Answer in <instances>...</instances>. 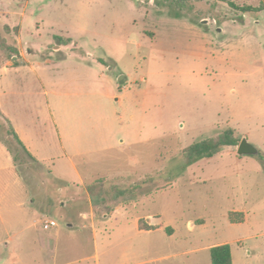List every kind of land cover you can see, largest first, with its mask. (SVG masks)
<instances>
[{
	"label": "rangeland",
	"instance_id": "obj_1",
	"mask_svg": "<svg viewBox=\"0 0 264 264\" xmlns=\"http://www.w3.org/2000/svg\"><path fill=\"white\" fill-rule=\"evenodd\" d=\"M0 38L24 53L7 59L0 49V107L29 129L34 152L52 157L46 168L28 161L17 171L52 197L56 188L79 194L64 206L56 198L47 214L57 237L36 225L0 229L42 243L0 245V264H211L209 247L222 243L231 264H264V0L183 9L162 0H0ZM12 61L19 72L4 73ZM227 130L257 153L239 155L236 145L184 158L189 144ZM68 131L84 151L71 161ZM86 190L94 225L78 216L90 213ZM237 209L246 220L231 222ZM140 221L152 229L138 230Z\"/></svg>",
	"mask_w": 264,
	"mask_h": 264
},
{
	"label": "crops",
	"instance_id": "obj_2",
	"mask_svg": "<svg viewBox=\"0 0 264 264\" xmlns=\"http://www.w3.org/2000/svg\"><path fill=\"white\" fill-rule=\"evenodd\" d=\"M21 59L24 58V53L20 49L19 51ZM9 68H12L11 72L18 73L21 66L18 63H7L6 65L2 66L1 69L4 73L9 72ZM12 73V74H13ZM0 112L4 116L6 120L11 124L14 131L16 132L18 138L25 146L26 150L35 158L36 163L42 165L46 168L45 164L52 160V157H48L47 155H40V153H36L33 150L37 147V140L35 141L30 133L29 129L21 128L20 124H18L16 115L6 113L0 107ZM74 135V134H73ZM77 132H75V137H72V132L68 131L66 136V143L63 145L64 148V156L71 161V155L73 156H82L83 155V148L79 145L77 139ZM75 139L74 143L73 140ZM5 147V146H4ZM3 148H0V150ZM5 150L8 153L6 165L0 166V171H6L4 175H0V229L6 227H16V226H24L29 228L30 225H36L35 229L41 232L48 231L42 230L39 224L40 221L36 219V215L40 214V217L45 219H53L49 217L47 214L53 210L52 207L56 205L58 199V203L62 206L67 205L71 201H76L79 199V194L77 192H67L63 189L56 188L53 190V197L50 195L52 190L48 192V190H44L43 188H28L26 183L22 179V176L17 171L16 166L12 160V157L8 150L5 147ZM92 150V149H91ZM49 171V170H48ZM50 172V171H49ZM49 175V174H48ZM44 178L46 179L47 176ZM43 178V177H42ZM97 182V179L93 181V183ZM64 191V192H63ZM86 195L88 198V205L90 208V213H84L82 211H78V216L82 218L89 219V224L94 225V212H93V204L91 194L88 193L86 190ZM51 198V199H50ZM55 199V200H54ZM53 204V205H52ZM123 205L126 203L122 202ZM119 209V206L116 207ZM232 212H241L243 215L242 221L246 220V216L242 209L233 210ZM50 214V213H49ZM104 216H107L104 214ZM43 219V220H45ZM42 221V220H41ZM31 222V223H30ZM83 224L82 226H85ZM151 226L150 224H147ZM72 226V223L69 224ZM34 227V226H33ZM138 230H143L139 228V222L137 224ZM49 234H54L57 237L58 228L57 225L49 229ZM149 231V230H148ZM34 243V244H42L39 238H23V240H19L14 242L13 235L11 233H7L4 236H0V245L9 246L11 243H15L16 245L24 244L25 242ZM46 241H43L45 244ZM210 248V247H209ZM98 264V263H97Z\"/></svg>",
	"mask_w": 264,
	"mask_h": 264
},
{
	"label": "trees",
	"instance_id": "obj_3",
	"mask_svg": "<svg viewBox=\"0 0 264 264\" xmlns=\"http://www.w3.org/2000/svg\"><path fill=\"white\" fill-rule=\"evenodd\" d=\"M159 1V0H155ZM170 1L175 4L179 9H183L187 6L189 1H201V0H162ZM233 8L245 12H254L256 10L263 9L262 7H253L250 5L246 6H236L233 3L230 4ZM5 29L8 31L9 28L6 26ZM61 44H68L70 39L60 38ZM0 49L3 50L7 59H12V57H19V52L16 48H13L4 43V40L0 38ZM16 61H14L15 63ZM0 116L4 120V124L0 125V141L4 144L8 152L10 153L14 165L17 163H27L28 161L36 162L35 158L26 150L23 143L18 138L16 132L14 131L11 124L4 118L0 112ZM238 139L233 136L231 130H227L215 137L205 138L196 142H193L183 149V155L189 162H196L203 157H211L216 152H218L222 147L236 146L238 145ZM243 215L241 212H229V220L231 222H241ZM139 228L150 230L152 226H149L142 221L139 222ZM211 264H231V249L228 243H222L218 245H213L209 248Z\"/></svg>",
	"mask_w": 264,
	"mask_h": 264
},
{
	"label": "water",
	"instance_id": "obj_4",
	"mask_svg": "<svg viewBox=\"0 0 264 264\" xmlns=\"http://www.w3.org/2000/svg\"><path fill=\"white\" fill-rule=\"evenodd\" d=\"M237 153L239 155L242 154H248V153H257V149H255L254 147H252L247 141L246 139H242L237 147Z\"/></svg>",
	"mask_w": 264,
	"mask_h": 264
},
{
	"label": "built area",
	"instance_id": "obj_5",
	"mask_svg": "<svg viewBox=\"0 0 264 264\" xmlns=\"http://www.w3.org/2000/svg\"><path fill=\"white\" fill-rule=\"evenodd\" d=\"M57 225V222L53 219H45L40 222V228L42 230H49L50 228Z\"/></svg>",
	"mask_w": 264,
	"mask_h": 264
}]
</instances>
